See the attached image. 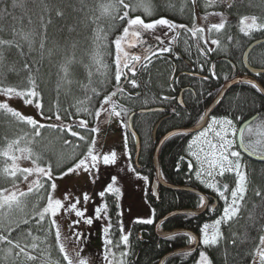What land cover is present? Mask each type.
<instances>
[{"label":"trees","instance_id":"16d2710c","mask_svg":"<svg viewBox=\"0 0 264 264\" xmlns=\"http://www.w3.org/2000/svg\"><path fill=\"white\" fill-rule=\"evenodd\" d=\"M195 1L143 0V7L130 11V16L141 15L147 21L163 16L173 22L177 21L178 25L187 26L179 28L176 52L172 50L163 56L153 57L147 70L137 71L135 76L129 72L128 79L137 80L135 88L122 77L121 84L125 92L115 97L122 108L129 110V114L142 107H164L162 111L136 112L132 119L141 139L140 166L137 168L149 178L155 173L154 152L159 137L171 128L195 123L226 81L225 77L230 79L238 70L246 71L243 54L247 46L255 39L264 37V30L242 31L240 24V18L245 14H253L260 23L264 22V0H238L230 6L219 1L198 0L201 7H215L228 15L218 43L210 46L204 32L193 37L189 31L193 29L197 18ZM66 2L67 0H15L13 6L14 0H0V26L4 29L0 38L10 39L13 30L43 31L42 25H46V48L56 46V53L51 59L45 53L41 60L38 51L28 58L31 62V72L24 69V58L13 48L7 62L0 66V87L11 86L17 87L18 90H28L32 87L29 76L33 77L37 84L36 90L42 97L45 117L55 119L59 113L62 119L72 125V131L87 138L86 143L71 136L67 131L51 128L41 129V134L36 136L32 126L18 121L11 113L0 109V153L8 150L9 144L13 147L10 155L18 152L17 148L25 147L36 163L51 166L56 173L65 171L78 162L91 143L95 133L79 128L73 121L84 119L88 121L89 129L96 127L98 118L94 113L100 107V101L104 95L115 91L116 53L112 41L122 34L126 26V20L120 19L125 11L122 6L105 11L104 6L114 3L115 0H84L83 12L68 11L61 18L57 11L64 10L63 5ZM135 2L136 0H125L128 4ZM73 6L80 8L79 0H73ZM4 9L7 10L6 14L2 11ZM49 20L51 23H47ZM36 48L38 49V42ZM209 48L212 51H209ZM65 55L74 57L75 61L67 75L61 67ZM248 60L254 66L264 67V42L251 49ZM213 65L217 78L212 77ZM137 67L140 65L137 64ZM184 87V104H181L178 94ZM163 97L170 99L165 100ZM253 97L255 103L252 102ZM173 108L176 112L172 111ZM85 109L91 111L92 115H88ZM167 113L169 115L159 123L156 134L153 135L156 122ZM212 113L217 116H229L238 124L257 113L258 116L244 129V142L252 146L249 148L252 152L264 154V105L260 102L259 94L251 89L247 81L235 83ZM237 117L240 118L239 121L236 120ZM126 130L131 159L134 161L135 138L131 136L129 129ZM189 138L190 133H187L186 136L171 135L164 141L159 154L161 171L170 182L199 187L194 175L190 174L187 168L186 161L189 158L186 155V147ZM17 140L20 141L19 144L14 143ZM241 153L246 162L247 190L236 216L222 225L223 238L219 244L206 247L200 243L194 251L171 255L164 264H195L199 252L204 247L209 251L213 264H251L259 237L264 234V160L249 157L242 151ZM12 162L9 157L0 154V189L23 179L19 172L16 177L8 175ZM235 179L232 173H225L220 178L222 183L229 186L228 196L235 186ZM40 183L43 187L36 186L31 192L24 191L27 196L20 198L23 201L20 209L15 205L11 209L7 206L0 208V219L5 222L29 220L28 228L23 231L30 228L32 236L39 237L38 249H31V237H21L20 230H13L9 235L0 229V235H9L14 242L19 239L21 247H25L27 243L29 247L25 248L26 253L37 259L29 260L24 253H19V249L0 243V264H51L53 261L66 264L59 252L55 228L51 227L52 218L46 216L40 224L36 223L39 219L36 213L46 206L48 195L51 193L50 181L42 177ZM257 192L260 194L257 195ZM198 197V194L189 190L161 187L160 200L152 202L155 222L171 210L195 208ZM105 199L108 206L107 216L112 222L110 237L116 242V253L120 254L125 251V246L119 244V237L113 234L115 230L120 232L121 218L117 215L119 208L116 207L119 205L118 196L106 193ZM224 205V202H221L220 207L209 215L175 214L165 219L161 226L185 227L199 233L201 226L207 220L216 218ZM134 221L130 227L128 246L132 254L123 257L124 264H158L164 253L188 244L185 232L161 236L156 232L155 222L147 225ZM173 238L175 242H171ZM96 264H99V260Z\"/></svg>","mask_w":264,"mask_h":264},{"label":"snow or ice","instance_id":"6c2138e0","mask_svg":"<svg viewBox=\"0 0 264 264\" xmlns=\"http://www.w3.org/2000/svg\"><path fill=\"white\" fill-rule=\"evenodd\" d=\"M81 5L80 8H76L73 6V0H67V2L63 5L64 10L57 11V15L63 18L66 12H83L84 10V0H79ZM15 6V0L14 4ZM123 7L125 9L123 16L120 17L121 20H126V26L123 28V32L121 35L116 36L112 43L115 46V91H112L110 94L104 95L103 99L100 101V107L95 111V117L100 118L102 115L107 116L109 119L115 118L121 124V127L124 129H128L132 127L131 123V115H129V110L122 108L120 104L116 102L114 97L118 95H122L125 92L124 86L121 84L122 77L127 83H130L133 88L137 86L136 79H128V73L131 72L133 76H135L137 71L147 70L148 64L152 62L153 57L163 56L165 53H169L172 51L169 47L161 46L157 49H153L152 46H149L146 50L147 54L138 55L129 52L126 48L135 47L136 44L141 43V36L143 32H148L155 30L157 27L163 26L169 30L177 29V28H186V25H178L175 22L169 20L166 17H160L157 19H152L149 22H146L145 19L142 18L141 15L130 16V11L135 8L143 7V0H136L134 4L125 3V0H115L114 3H110L105 5V11L110 9H115L116 7ZM4 14L7 13V10H2ZM250 20V23L248 22ZM47 23H51L49 20ZM240 24L242 25L241 30H264V22L258 23L256 17H241ZM43 31L36 30H28V31H15L13 30L11 33L10 39L0 38V66H3L8 57L12 55V49L15 48L17 50V54L24 58V69L31 72V62L29 61V57L33 55L35 52H39L41 60L45 57V53H47V57L51 59L56 53V46L51 48H46L47 44V33H46V25H42ZM225 27L224 23L212 25L209 31L215 29L219 31ZM4 31L3 27L0 26V33ZM193 37H196L198 33H202L204 31L203 28H193L189 29ZM167 35V33H165ZM132 37L136 38V44L131 42ZM155 39L163 44V41L160 36H156ZM38 42V49L36 48V44ZM213 45L217 43V41H211ZM75 47V45H73ZM25 48L27 51H25ZM209 51H212L209 48ZM74 57L65 55L61 64L65 74H69V69H71L74 65ZM137 64L140 67H137ZM212 77H216L215 73V65L212 66ZM259 78V82L257 79ZM207 79V78H205ZM228 78L225 77V80ZM29 81L32 87L28 90H18L17 87H0V95L6 98H10L12 96H18L24 98V102L27 105L35 104V107L39 110L40 116L42 119H51L50 117H45L44 115V105L41 102L42 97L36 90L37 84L35 79L29 76ZM175 83V81H173ZM248 85H250L252 90H255L256 93L259 94V99L262 105H264V69L260 71H256L254 73V78L247 81ZM227 87V85H225ZM211 97V93H209ZM163 99L168 100L170 97H163ZM223 101V93L219 92L217 97L214 98V103L218 106ZM252 102L255 103V97L252 98ZM183 103V101H181ZM0 109L6 110L8 113H11L13 117H16L18 121L23 122L27 125L32 126L33 132L36 136L41 134V129L51 128V129H59L61 131H67L71 136L77 137L81 141H85L87 143V138L83 135H80L79 132L72 131L71 124H63V123H48L42 124L36 118L32 116H25L21 112L14 110L9 106L7 99L0 100ZM119 109V110H118ZM88 115H92L91 111H88ZM173 112H176V109H172ZM178 114V113H177ZM55 120L57 122L61 121V116L57 113ZM201 120H205L204 116H201ZM237 121L240 120L239 117L236 118ZM73 124H76L79 128L85 129L86 131H90L92 133H97L99 131L98 128L93 127L91 129L88 128L87 120H79L73 121ZM247 126L246 122H241V127L237 129L232 119L227 117L217 118L215 116L212 117L211 122L208 123V127L203 131H200L199 134L189 142L188 150L190 156L194 158L186 161L187 168L190 174L194 175L195 179L199 181L200 185H203L205 189L214 190L215 194L224 201V208L222 214L215 219L211 224L204 223L200 232L202 233V238L198 241L202 243V245L206 247L216 246L219 244L221 239L223 238V233L221 231V225L227 224L231 221L239 211L240 203L245 197V193L247 190V177L244 171V165L242 164V153L239 150H235L237 147L243 149L244 152H247L251 145H246L244 142V129ZM251 130V129H249ZM213 134L212 140L201 138L206 137L209 133ZM237 134H239V142L237 143ZM136 132L132 131L131 136L136 137ZM172 135L177 136H186V131H177L172 133ZM14 143L19 144L20 141H14ZM97 141L95 135H93L91 139V143L87 147V151L83 154V157L78 160V162L74 163L72 167L67 168V171H61L60 177L79 171L80 169H84L89 174L92 173L93 169L98 171V166L100 161L104 165H111L116 162L117 153L115 151L110 152L109 154L101 155L96 152L95 145ZM125 155L131 158V153L128 151V134H125ZM195 148L196 150H193ZM12 149V144L8 145V150L3 151L2 154L5 157H9L14 163L11 165V170L8 171V175L12 177H16L19 172L25 180L28 179L33 173L36 174L37 179L34 180L31 184H29L28 192L33 190L34 186L43 187L40 183V178H46L47 181H50V187L54 191L57 187L54 177L53 170L51 166L43 167L37 165L33 168H19L15 164L17 160L16 155H10V150ZM16 151L24 152L25 149L17 148ZM183 159V157L181 158ZM35 164L36 161L34 160ZM177 169H179V164H177ZM130 170L135 172L138 178H142L145 181L149 180L148 176H141L139 172L136 171L135 168L130 166ZM225 173H232L235 176V187L230 190V199L226 194L229 192V186L227 184H218L211 182L208 178L214 177L215 175L224 176ZM192 178L191 175L189 177ZM117 178L115 176L111 177V182H109L105 189L98 193V196L103 199L106 193L116 194L117 196L120 193V188L115 187ZM260 193L257 192V195ZM27 193L25 192H9L7 189H0V208H4L7 206L8 209H11L13 205L16 208L20 209L23 201L20 199L22 197H26ZM69 199L68 195L65 194L64 200L67 201ZM89 200L88 195L84 194V201L87 202ZM211 203V197L205 195L203 192L199 194L197 208L202 210L214 211L215 206L209 208V204ZM79 204V199L74 203H69L67 207L63 204L61 199L54 198L51 193L48 195V200L46 206L42 208V210L37 211V216L39 217L36 220L37 224H40L44 221L46 216H50L51 219V227L55 228V237L57 243L59 245V252L62 254L63 261L66 264H95L94 260H89L86 257L81 255L83 249L79 246L83 243L84 233L78 230L73 231V236L76 238L77 245L73 249L72 254L66 250L65 245L60 243L61 231L60 226L57 224V214L63 208L64 212L74 213L75 217L78 219H74L71 221L69 227L75 229L81 221L83 220L87 225H92L95 220H100L107 215L108 206L107 204H100L95 206L94 211L91 215H86L87 208L81 210L77 205ZM119 208V205H116ZM152 217L150 218H141L137 217L135 219V223H142L147 225H152L155 222V209L152 210ZM194 214V213H193ZM117 215H122V213L117 212ZM187 215V213L185 214ZM107 226L103 229V232L107 235L109 230L112 228L111 218L108 217L106 221ZM29 220L28 219H17L15 221H7L4 219H0V229L4 232L11 233L13 230H20L21 237H31L32 242L30 244L31 249L36 250L39 247L38 241L39 237L32 236L31 229L28 231H23V229L28 228ZM119 229L121 232L120 236V244L125 246V251L120 253L121 259L117 262L115 253L112 251L113 242L111 239L105 240V249L102 254V259L107 262V264H124L123 257L130 256L132 253L130 252L129 246V234H124V226L123 222H119ZM9 235H0V243H6L11 245L12 247L19 249V253H24L29 260L35 261L37 257L31 256L26 253L25 248L29 247L26 243L25 247H21V243L19 239L15 242L9 238ZM171 235V234H170ZM184 236L188 238V243L192 244L193 241H196L197 238L193 236L189 232H185ZM171 242H175L174 238ZM235 243V241H233ZM259 245L255 254L259 256L260 264H264V235L259 237ZM159 247V245H157ZM10 250V249H9ZM195 249H189L188 251H194ZM18 253V254H19ZM51 264H58V262L53 261ZM195 264H213L212 259L208 256L205 251H200L198 257L196 258Z\"/></svg>","mask_w":264,"mask_h":264},{"label":"rangeland","instance_id":"374dc122","mask_svg":"<svg viewBox=\"0 0 264 264\" xmlns=\"http://www.w3.org/2000/svg\"><path fill=\"white\" fill-rule=\"evenodd\" d=\"M194 6H195L197 18L193 25V28H203L206 41L211 46H215L218 43L219 35L224 28L220 29L219 31L215 29L209 31V29L211 28L212 25H216L220 23L226 24V20L228 18L227 13L215 7L203 8L199 4L198 0L195 1ZM244 16L256 17L253 14H245L242 17ZM145 21L149 22L146 19ZM257 21L258 23H260L258 18ZM174 22L178 24L177 21ZM248 22L250 23V20ZM178 31L179 28L169 30L166 27L160 26L157 27L155 30L143 32L144 43L140 46L139 43L136 44V38L132 37L130 38L131 42L136 44V46L131 48H126V50H128L131 53L143 56V54L144 55L147 54V52H145L144 50L148 48L147 44H149L150 42L156 41L158 43L154 47V50L163 46V44L161 45V43L155 39L156 36H160L163 43L166 42L164 44V47H169L174 52H176V48H177L176 40H177ZM165 33H167V35H165ZM173 33L175 35H173ZM213 40L217 41L215 45L211 43V41ZM5 99H7V102L9 103V106L11 108L21 112L25 116H32L36 118L42 124H48V123L70 124L68 121H65L62 118L61 121L59 122H57L54 118L51 117H50L51 119H42L39 110L35 107V104L27 105L24 102V98L22 97L12 96L10 98H6L0 95V100H5ZM212 117L210 118L209 123L211 122ZM215 117L222 118L218 116ZM234 124L236 127L237 125L235 122ZM96 128L99 129V131L94 134L97 141L95 145L96 152H98L102 157L104 154H109L110 152L115 151L117 153L116 162L111 165H104L101 160L98 166V171L96 169H93L91 174L86 172L84 169H80L77 172L69 173L61 178L60 173H56L53 171V177L57 187L54 191L53 190L51 191V195L56 199H61L65 207H67L69 203H74L76 202L77 199H79V204L77 206L81 208V210L87 208L86 215H91L94 211L95 206L106 203V199H105L106 195L103 199H101L98 196V193L104 190L106 185L109 182H111V177L115 176L117 180L114 186L120 188L118 200L120 205V213H122L121 221L123 222V226H124V234H129L132 222L137 217H141V218L152 217L153 215L152 210L154 209V205L148 199V195H147L149 180L145 181L142 178H138L136 173L130 170V166L132 168H135L136 171L141 174V176H148V175L140 172L133 163V160H131V158L129 159V157L125 155L124 145H125V134L127 130L121 127V124L117 119L115 118L109 119L107 116L102 115L100 118L97 119ZM198 134L199 132L193 135L191 140L193 139V137L197 136ZM201 139L212 140L213 134L210 132L206 137ZM22 148L25 149L24 152H19V151L13 152V155L17 156V160L15 161L17 167L21 169L33 168L36 167L37 165L47 167L44 165H40L38 163L34 164L33 163L34 159L31 153L29 152V150L25 147ZM193 150L196 149L193 148ZM128 151L130 152L129 146H128ZM186 155L188 158L194 160V158L190 156L188 147L186 150ZM13 163L14 162H12V164ZM244 171L246 174L245 167H244ZM215 177L216 175L208 179L211 182H214ZM36 179L37 176L35 173H33L31 176L28 177L27 180L23 178L20 182L10 185L4 189H7L9 192L12 191H15L17 193L21 191L24 192L28 190L29 184H31ZM85 193L89 197V200L87 202L84 201ZM65 194H67L69 197L67 201L64 200ZM221 214L222 212L219 214V216ZM56 219H57V224L60 226L61 243L65 245V248L70 255L72 254L73 249L77 245L76 238L73 236L72 233L74 230H78L84 233L83 243L79 245L83 249L81 255L83 257L88 258L90 261L94 260L95 263H97L99 260V264H104V261L102 259V254L106 247L105 240L110 239V233L108 232L106 235L103 232V229L107 226L106 224V221L108 219L107 215L100 220H95L92 225H87L82 220L81 223L75 227V229L69 227L72 220L78 219L77 217H75L74 213L64 212L62 208L58 212ZM215 219L209 220L206 223L211 224ZM201 238H202V233H200V239ZM258 246L260 245L258 244ZM112 251L116 253V249L113 247V245H112ZM201 251H205L209 256V251L207 250L206 247L202 248ZM94 256L95 258H93ZM251 264H260L258 255L255 254Z\"/></svg>","mask_w":264,"mask_h":264},{"label":"water","instance_id":"95a60500","mask_svg":"<svg viewBox=\"0 0 264 264\" xmlns=\"http://www.w3.org/2000/svg\"><path fill=\"white\" fill-rule=\"evenodd\" d=\"M261 42H264V37H260V38H257L255 39L254 41H252L248 46L247 48L245 49V52L243 54V62L244 64L246 65V68L251 72V74L249 75H244V76H235V77H232L230 78L229 80H227L226 82H224V84L222 85L221 89L219 90V92H222L223 93V97L225 96V94L227 93V91L237 82L239 81H248L250 79H253L254 78V73L256 71H260L261 69H264V67H256V66H253V65H250V63L248 62V55L251 51V49L256 46L257 44L261 43ZM257 79V82H259V79ZM225 85H227V87H225ZM218 92V93H219ZM217 93V94H218ZM217 95L214 97L216 98ZM214 98L213 100L210 102V104L207 106L205 112H204V117H205V120H201L195 124H192V125H186V126H179V127H174V128H171L170 130L166 131L164 134H162L160 136V138L158 139L157 141V144H156V147H155V152H154V164H155V174L154 176L152 177V181H151V184H150V194L151 196L153 197L154 201H159L160 200V186H164V187H167V188H172V189H183V190H189V191H193V192H196V193H201L203 192L205 195H207L201 188L199 187H195V186H192V185H186V184H177V183H172V182H169L167 181L163 175H162V172H161V166H160V161H159V153H160V149H161V146L163 145L164 141L172 135V133L174 132H177V131H186V132H195V131H198L200 129H202L205 124L207 123V120L209 118V115L211 114V112L213 111V109L217 106L216 103H214ZM179 101H183V98H182V92H180L179 94ZM163 110V107L162 106H151V107H143V108H139L137 111H133L131 112L129 115H131V123H132V127L131 128H128L130 132L132 131H135L136 132V137H135V163L136 164H139V155H140V149H141V139H140V136L138 134V132L136 131L134 125H133V122H132V118H133V115L138 112V113H143V112H150V111H161ZM168 114L166 115H163L155 124L154 128H153V134L155 135L156 133V130H157V127L159 125V123L165 118L167 117ZM257 117V114H254L252 116H250L249 118L245 119L243 122H246V124L248 125L250 122H252L255 118ZM241 127V124L239 126V128ZM238 142H239V134H238ZM243 152L244 150L241 149ZM246 155L254 158V159H258V160H264V154H256L250 150H248L247 152H244ZM204 210L202 209H198V208H191V207H184V208H177V209H174V210H171L169 212H166L164 215H162L161 217H159L156 222H155V229L158 233H162V234H173L175 232H189L191 233L193 236H195L197 238L196 241H194L192 244L190 245H186V246H178V247H175L173 248L172 250L170 251H167L160 259L159 263L158 264H163L164 260L174 254V253H179V252H185V251H188L189 249H192V248H196L198 245H199V237H198V234L196 232H194L192 229H189V228H185V227H175V228H172L170 230H166V231H162L160 229V224L162 223V221H164L165 219L169 218L170 216L172 215H175V214H183V213H200Z\"/></svg>","mask_w":264,"mask_h":264},{"label":"flooded vegetation","instance_id":"af4514ba","mask_svg":"<svg viewBox=\"0 0 264 264\" xmlns=\"http://www.w3.org/2000/svg\"><path fill=\"white\" fill-rule=\"evenodd\" d=\"M263 118H264V114H263ZM236 123H237V122H236ZM240 123H241V122H240ZM240 123L238 124V126H236L237 129H239ZM190 135H191V134H190ZM237 143H238V134H237ZM235 150H239V151H241V149L238 148V147H237ZM242 164H243L244 167H245L246 162H245V159L243 158V155H242ZM151 179H152V177H151ZM196 183H197V185H199L200 188H202V190H204V192H206V194H207L208 196L211 197V203L209 204V208H212L213 206H215V210H217V209L220 207L221 202H224V201H223L222 199H220V198L214 193V190L205 189V188L203 187V185H200L199 181H197ZM217 183H218V184H224V183H222L220 180H218ZM162 187H164V186H162ZM165 188H166V187H165ZM160 190H161V186H160ZM226 194H227V193H226ZM198 195H199V194H198ZM215 210H214V211H215ZM214 211L204 210L203 213H205L206 215H209V214H212Z\"/></svg>","mask_w":264,"mask_h":264},{"label":"bare ground","instance_id":"6f19581e","mask_svg":"<svg viewBox=\"0 0 264 264\" xmlns=\"http://www.w3.org/2000/svg\"><path fill=\"white\" fill-rule=\"evenodd\" d=\"M173 35H175L174 33H173ZM140 40H141V43H139V45L141 46L143 43H144V34L141 36V38H140ZM152 43V46L154 45V47L156 46V41H152L151 42ZM176 43H177V40H176ZM12 149H13V147H12ZM186 150H187V148H186ZM140 156V155H139ZM250 157V156H249ZM73 166V165H72ZM48 167V166H47ZM65 171H67V169L65 170ZM21 181V179L20 180H18L17 182H20ZM16 182V183H17ZM40 182H41V180H40ZM36 187V186H35ZM35 187H33V188H35ZM27 191V190H26ZM193 192V191H192ZM197 194V193H196ZM195 208H197V206L195 207ZM119 212H120V207H119ZM203 213V211L202 212H200V213H196V214H202ZM119 218H121V215H119ZM160 229L162 230V231H166V230H170V229H172V228H163L162 226H160ZM130 232V231H129ZM157 232V231H156ZM176 233H179V232H175V233H173V234H171V235H174V234H176ZM113 234L115 235V236H118L119 237V244H120V236H121V232H119V230H115L114 232H113ZM157 234L158 235H161V236H170V234H160V233H158L157 232ZM110 239H111V237H110ZM112 240V239H111ZM117 241V242H118ZM113 242V241H112ZM115 244H116V242L114 241L113 242V247H115ZM129 246H130V243H129ZM185 246V245H184ZM172 250V249H171ZM170 251V250H169ZM165 254V253H164ZM163 254V255H164ZM174 254H176V253H174ZM162 255V256H163ZM173 255V254H172ZM161 256V257H162ZM171 256V255H170ZM170 256H168L167 258H169ZM115 257H116V260H117V262L121 259V256H120V254H118V253H115ZM161 257H160V259H161ZM166 258V259H167ZM160 259H159V261H160ZM166 259L164 260V262L166 261ZM104 261V264H107V262L105 261V260H103ZM159 261H158V263H159ZM164 262H163V264H164ZM96 264V263H95Z\"/></svg>","mask_w":264,"mask_h":264},{"label":"built area","instance_id":"2783aa9c","mask_svg":"<svg viewBox=\"0 0 264 264\" xmlns=\"http://www.w3.org/2000/svg\"><path fill=\"white\" fill-rule=\"evenodd\" d=\"M222 1H225L227 4H231L235 0H222Z\"/></svg>","mask_w":264,"mask_h":264},{"label":"crops","instance_id":"0c3cea01","mask_svg":"<svg viewBox=\"0 0 264 264\" xmlns=\"http://www.w3.org/2000/svg\"><path fill=\"white\" fill-rule=\"evenodd\" d=\"M142 35H143V33H142ZM156 43H157V42H156ZM157 44H158V43H157ZM163 44H164V43H163ZM149 45L152 46V43L150 42ZM152 47H153V49H154V45H153ZM143 55H144V54H143Z\"/></svg>","mask_w":264,"mask_h":264}]
</instances>
